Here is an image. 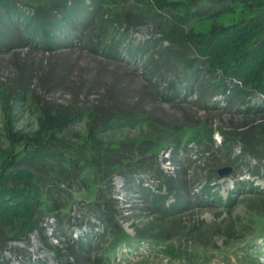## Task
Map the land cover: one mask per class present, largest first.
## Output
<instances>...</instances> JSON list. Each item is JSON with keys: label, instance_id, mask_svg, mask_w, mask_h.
Masks as SVG:
<instances>
[{"label": "rangeland", "instance_id": "1", "mask_svg": "<svg viewBox=\"0 0 264 264\" xmlns=\"http://www.w3.org/2000/svg\"><path fill=\"white\" fill-rule=\"evenodd\" d=\"M127 1H117L115 9L121 11ZM181 1L179 5L163 6L161 10L166 12L164 8H168L182 14L188 5L189 9L194 6H201L202 9L212 6L208 1ZM236 3L228 5L234 8L232 12L201 20L189 19L186 28L193 32H204L213 22L226 26L245 19L248 16V12L244 11L247 6L245 3ZM255 13L264 12L260 10ZM96 29L93 20L85 19L71 30L58 50L47 52L27 45L0 52V150L9 144L8 129L20 134L32 133L37 128L38 111L33 98L25 94L7 103L2 98L4 88L13 81L23 79L18 76L24 69L29 70L32 76L39 75V78H31L28 86L35 92L37 100L54 99L63 104L74 101L85 109H97L100 105L117 102L122 107L146 110L151 117L149 123L119 127L114 124L115 127L98 135L105 141L122 143L144 138L154 140L162 133L159 142L153 143V154L150 155L149 150L150 156H146L151 170L135 172L127 178L115 174L108 185L109 192L105 193L106 197L108 194L110 196L109 207L113 218L126 237L117 240L114 252L109 257L94 260L101 251L112 245L106 236L101 237L103 241L96 250H85V254L80 252L85 257V264H264V159L258 161L248 155L235 158L233 155L238 153V147L234 149L233 155L225 157L226 160L222 157V151L214 150L207 157L196 154L194 158L193 154L201 146H194L191 129L187 127L200 126L201 121L211 123L209 142L215 147L221 141L218 129L238 131L236 128L249 121L264 125L263 115L243 110L247 102L249 105L263 103L264 95L249 93L241 102L234 99L226 104L223 102L224 96L215 93L211 97V100L218 102L219 108L215 109L211 107V101L208 102L210 91L197 98L199 91L195 84L185 88L182 81H177L172 86L176 88L172 90V93L177 94L176 98L166 101L164 93L170 91L166 85H170L173 79L171 74L162 72L160 60L156 59L155 69L158 71H151L147 63L152 66L156 62L154 55L130 58L124 55L127 47L157 38L153 25L146 23L128 29L121 40L118 54L112 57L104 56L101 46H96ZM158 43L159 40L155 39L149 45L151 50ZM161 45L165 46L167 42L162 41ZM42 75L50 79L40 86ZM160 122L173 128L179 125L182 128L179 131H163L158 128ZM87 124L88 119L83 116L68 128L65 136H85ZM259 128L256 125L247 130L253 132ZM175 136L180 140L178 150L181 154L178 156L172 150L171 141ZM222 167H229V172L219 175L217 169ZM178 171L181 172L179 177ZM168 178L184 180L183 186L189 191L190 208L175 216L150 214L148 195L160 192L167 197L164 206L172 203V196L166 193ZM63 189L70 193L67 213L71 218L68 223L66 218L60 220V233L52 230L50 218L46 217L42 224L45 228L43 234L32 232L25 239L6 242L5 249L0 252L1 264H70L71 259L66 258L64 252L57 256L49 245L63 244L69 238L75 239L81 235H87L95 241L100 226L86 205L87 201L94 200L95 187ZM81 219L92 223L93 228L89 229L87 223L78 226ZM150 219L169 230L167 238L135 237L133 226ZM55 233L59 234V241H56Z\"/></svg>", "mask_w": 264, "mask_h": 264}, {"label": "trees", "instance_id": "2", "mask_svg": "<svg viewBox=\"0 0 264 264\" xmlns=\"http://www.w3.org/2000/svg\"><path fill=\"white\" fill-rule=\"evenodd\" d=\"M117 1L0 0V52L27 45L47 52L58 50L62 48V42L71 30L86 19L93 20L96 25V46H101L104 56L112 57L118 54L121 40L128 29L151 23L157 38L135 47H127L124 55L127 58L154 55L156 62L152 66L147 63L151 71H158L155 69L156 59L160 60L162 72L171 74L173 79L170 85H166L170 88L163 96L166 101L176 98L177 94L172 93L176 88L172 86L177 81H182L185 88L195 84L199 91L197 98L210 91L208 102L211 101V107L215 109L219 108L218 102L211 100L215 93H221L226 104L234 99L241 102L249 93L264 95V13H255L260 10L264 12L263 0H199L211 2L212 6L203 9L194 6L189 9L188 5L182 14L168 8H164L166 12L161 10L163 6L179 5L181 0H128L127 5H122L125 9L121 11L115 9ZM232 2L245 3L247 7L244 11L248 12L245 19L226 26L213 22L204 32H193L186 28L189 19L201 20L234 11L233 7L228 6ZM187 12L190 17L186 18ZM155 39L159 43L151 50L149 45ZM162 41H166L167 45L162 46ZM31 74L27 69L20 71L18 77L23 79L18 80V83L13 81L3 89L2 98L5 103L25 94L33 98L38 111V124L32 133L17 134L8 129L9 144L0 150V252L5 249L8 240L19 241L32 232L43 234L45 228L42 224L46 217L50 218L54 232L60 230L59 222L62 218H66L68 223L71 217L67 213V205L71 197L63 187H95L94 200L86 203L100 226L95 241L87 235H81L64 241L65 245L52 244L49 248L57 256L64 252L66 258L71 259L70 264H85V257L80 252L85 254V250H96L103 241L101 237L106 236L112 245L94 259L102 260L114 252V244L118 239L126 237L110 210V196L105 195L109 192L108 185L115 174L127 178L135 172L150 171L147 157L153 154V143L159 142L162 133L154 140L144 138L122 143L105 141L98 136L101 132L109 130L114 124L119 127L149 123V112L122 107L117 102L100 105L97 109H85L74 101L63 104L54 99L37 100L35 92L28 89V86L31 78H39V75ZM40 77V86L50 79L46 75ZM245 106L244 112L263 115L264 118V102L259 105H249L247 102ZM83 116L88 119L85 136H65L68 128ZM256 125L260 126L258 131L247 130ZM187 127L191 129L194 146H201L195 154L191 153L190 158L192 154L194 158L196 154L207 157L214 150L222 151V157L226 160L225 157L233 155L234 149L238 147V153L233 155L235 158L248 155L258 161L264 159L262 124L249 121L233 132L218 129L221 141L215 147L209 142L211 123L201 121L200 126ZM158 128L169 132L179 131L182 127L179 125L173 128L160 122ZM179 141L178 136L171 141L175 156L181 154L178 150ZM179 176L181 172L178 171ZM184 183V180L166 179V193L173 198L167 206L163 205L167 199L164 194L158 192L148 195L150 214L175 216L189 210V191L183 186ZM85 223L89 229L93 228L92 223L82 219L77 225ZM133 231L135 237L149 239L167 238L169 233V230L153 219L133 226ZM55 237L59 241L58 233H55ZM1 260L0 255V264Z\"/></svg>", "mask_w": 264, "mask_h": 264}, {"label": "water", "instance_id": "3", "mask_svg": "<svg viewBox=\"0 0 264 264\" xmlns=\"http://www.w3.org/2000/svg\"><path fill=\"white\" fill-rule=\"evenodd\" d=\"M229 170H230L229 167H222V168L217 169V173L219 175H224V174H227Z\"/></svg>", "mask_w": 264, "mask_h": 264}]
</instances>
